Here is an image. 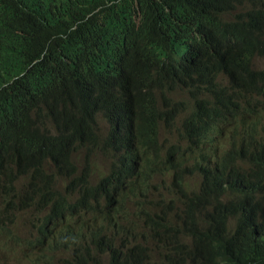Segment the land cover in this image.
<instances>
[{
  "label": "trees",
  "instance_id": "1",
  "mask_svg": "<svg viewBox=\"0 0 264 264\" xmlns=\"http://www.w3.org/2000/svg\"><path fill=\"white\" fill-rule=\"evenodd\" d=\"M147 2L135 0L131 13L117 8L114 0H16V5L20 13L52 24H84L95 30V39L100 35L96 29L103 24L121 22L127 29L126 38L131 39L125 55L128 51L135 55L152 44L140 47L154 34L147 24L136 25L144 20L137 14L152 10L146 7ZM165 3L162 0L160 5ZM177 3L181 10L176 8V22L191 18L187 9L193 12L204 7L202 2L196 6L185 0ZM259 9V18L264 17V7ZM174 12L175 8L170 14ZM259 18L254 30H264ZM41 25L31 27L29 43L19 35L21 40L10 41L13 46L9 49L39 42L42 34L37 31L45 30ZM162 29L157 28L160 33ZM3 30L0 27V33ZM15 30L12 25L7 31ZM52 36H59L55 42L60 44L65 33ZM175 40L179 46L183 44ZM172 42L168 34L153 50ZM209 49L194 51L200 56V50ZM120 51L124 55L123 47ZM187 52V46H182L178 54ZM151 58L153 62L162 59ZM23 62L22 58L6 61L0 57V195L12 193L7 209L31 214L41 226L39 237L55 235L59 246L74 253L79 264H264V185L234 188L223 176L208 175L203 167L205 150L200 140L189 138L188 129L181 135L189 140L186 151L157 144L162 141L159 123L154 127L142 123L114 126L100 134L97 125L81 118L71 119V124L59 122L55 132L46 130L42 118L68 108L69 88L56 78L53 69L46 77L28 73L26 82L17 78L25 70L16 71ZM142 63L152 65L145 60ZM176 68L182 69L184 64ZM35 80L41 81L44 91L38 102L28 103L29 82L30 92L38 93ZM121 80H114L110 89L124 94L121 102L127 103L130 88L115 86ZM138 118L136 115L127 123ZM82 141L107 151L104 159L108 162L92 164L81 149ZM189 157L198 158L201 164L197 168L205 177L201 184L189 181L194 174L189 161L185 168L180 167L179 160ZM155 179H161L160 183L155 184Z\"/></svg>",
  "mask_w": 264,
  "mask_h": 264
},
{
  "label": "clouds",
  "instance_id": "2",
  "mask_svg": "<svg viewBox=\"0 0 264 264\" xmlns=\"http://www.w3.org/2000/svg\"><path fill=\"white\" fill-rule=\"evenodd\" d=\"M149 1L146 7L152 8L148 10L155 18L150 25L154 35H150L146 43L144 40L140 47L151 41L152 44L138 50L135 55L130 51L125 55L131 39L126 38L127 29L121 22L103 24L96 29L100 35L95 39V30L84 24H52L38 16L20 13L16 0H0V14L4 13L0 16V27L4 28L0 33V57L6 61L22 58L24 62L16 71L25 68L23 73L17 75L25 82L28 73H33L32 77H46L55 70L56 78L69 88L68 108L58 115L42 118L46 130L44 119L52 118L57 122L55 130H48L50 132L57 130L59 122L71 124V119L82 118L97 125L100 134L114 126L142 123L154 127L161 123L164 137L177 139L179 136L172 135L177 132L173 126L162 118H150L167 110L166 114L179 121L178 132L181 135L186 133L183 130L188 129L191 132L190 139L201 141L205 155L217 153V160L204 167L208 175L223 176L234 188L264 185V122L248 118L252 115L264 116V32L262 28L253 30L260 9H254L250 14H246L243 9L229 11L231 6L238 4L250 9L259 1L260 7H263L264 0H249L245 3H240L241 0H185L192 6L202 2L204 7L193 12L187 9L185 12L188 15L191 13V18L178 22L175 21L176 8L181 10L178 0H166L163 5H159L162 0ZM134 2L114 0L117 8L130 13ZM157 8V12H154ZM174 8L175 12L171 18L168 17ZM227 11L229 14H226ZM144 16V13L139 15L141 18ZM149 17V14L146 15L147 19ZM159 22L162 33L157 30ZM36 23H42L41 28L45 29L37 31V34H42L39 42L30 43L28 47L19 45L9 49L13 46L9 44L10 41L21 40L19 35L26 37L28 41L25 43H29L27 34ZM221 23L226 24V27L236 26L237 29L225 35L221 32ZM259 23L264 27V17L259 18ZM12 25L16 30L7 31ZM249 30L253 32L248 33ZM198 31L207 34L201 38ZM55 33H65L62 43L55 42L59 38L52 36ZM168 34H172L175 44L170 45L165 53H178L182 46H187V51L210 46V52L200 56L195 54L193 58L184 60L182 69L166 68L162 62L143 64V60L153 56L155 43ZM175 38L183 44L179 46ZM218 40L226 44L219 45ZM121 47L124 48V55L120 51ZM119 78L122 80L115 85L116 88H130L127 103L121 102L124 94L110 89L111 83ZM35 83L39 86L37 95L30 92L31 82L27 85L28 103L38 102L43 94L41 81L35 80ZM95 87L94 95L91 96ZM90 115L100 117V120L93 121L89 119ZM136 115L138 119L127 123ZM233 119L238 124L234 123L231 135L225 137L230 130L227 124ZM158 143L165 147L170 145L166 139ZM83 146L88 149L100 148L108 156L107 151L88 141L81 142L82 151ZM84 154H88L91 160L89 150ZM11 194L0 195L5 205ZM22 213L25 212H11L6 205L0 212L3 232L11 226L4 221L8 215ZM262 214L264 216V203ZM38 237L39 234L30 242L36 248L30 257H37V262L79 264L74 253L66 252L59 246L55 235ZM57 253H61L62 257H54Z\"/></svg>",
  "mask_w": 264,
  "mask_h": 264
},
{
  "label": "rangeland",
  "instance_id": "3",
  "mask_svg": "<svg viewBox=\"0 0 264 264\" xmlns=\"http://www.w3.org/2000/svg\"><path fill=\"white\" fill-rule=\"evenodd\" d=\"M43 122L48 130H55L57 122L54 119L47 118ZM174 136H179V134L176 133ZM163 139L167 140L168 138L164 137ZM174 141V139H170L169 143H174ZM173 146L170 144L166 149H170ZM87 150L90 151L91 160H93L92 164L103 165V163L108 162L109 159H104L106 154L100 148L88 149L83 146V151L86 152ZM195 179H197L196 175L190 182L194 183ZM160 181L161 179H155L154 183L159 184ZM5 206V202L0 197V212L5 209ZM4 221L11 226L8 231L3 232L1 229L2 224H0V264H44L43 262H37V257H30L36 250L30 242L39 234L38 227L40 225L36 223L35 218L25 212L22 214H9ZM60 254L57 253L54 257H62Z\"/></svg>",
  "mask_w": 264,
  "mask_h": 264
},
{
  "label": "bare ground",
  "instance_id": "4",
  "mask_svg": "<svg viewBox=\"0 0 264 264\" xmlns=\"http://www.w3.org/2000/svg\"><path fill=\"white\" fill-rule=\"evenodd\" d=\"M243 3H245V2H243ZM260 4H261V1H259L258 5H257V9L264 7V5H263V7H260ZM159 5H160V3H159ZM237 9H243L246 14H250L251 13V8L250 9L249 8H246L244 6H241V4L236 5V6H234V5L231 6L230 9H229V11L237 10ZM229 11H227L226 14H229ZM143 13L146 14V15H148L149 10H147V11H145ZM137 15L139 16L141 14L139 13ZM149 16L150 17L148 19L146 18V16H144V20L142 22H140V23H136V25H138V26H140L142 24H147L148 26L152 25L154 23V19H153V17H151V15H149ZM167 16L171 18L170 12L168 13ZM159 27H161L160 26V22H159L157 28H159ZM220 28H221V32L224 33L225 35H228L230 32H232V31H234V30L237 29L236 26L226 27V24H224V23H221L220 24ZM249 31H251V30H249ZM198 32H199V34L201 35L202 38L207 34L204 31H198ZM263 32H264V30H263ZM174 44H175V41L172 42L171 44H168L166 47H162L161 46V47H159V51L155 49L154 50V54H153L154 56H161V55H163V56H161L162 59L159 62L164 63L165 66H166V68H169V69L175 68L178 65H180V66L183 65L184 64V60L189 59V58H192L195 55V53H196V51H194V50H191V51H189V52H187L185 54H178V53H176V51L166 52V53L164 52L165 50L169 49L170 45L173 46ZM217 44H219V45L220 44L221 45H225L226 42L223 41V40H218L217 41ZM200 51L202 52V54L205 53L204 51H209L210 52V50H200ZM145 61L146 62H149V64L159 63V62H153L152 61V58H149L148 60H145ZM161 69L162 68H159V70H161ZM263 87H264V84L262 86V92L264 93V88ZM166 112H167V110H162V113L163 114L158 115L159 118L164 119V121L166 123L170 124V125H173V124L179 125V121L177 119L173 118V116H171L170 114H166ZM248 118L250 120H254V121H257V122H261V123L264 122V116L263 115H252V116H248ZM234 123H236V122L233 119L231 122H229L227 124V127H229L230 130L228 131L227 134H225V137H228V136L231 135V131H232L231 128L234 126ZM236 124H238V122ZM174 129L177 132L179 131V127H175ZM161 130H162V125H161V123H159V136L162 135L160 138H164V135H163V133H161ZM177 132H173L172 135L174 136V134H176ZM181 134L182 133H179V137L177 139H174L175 140L174 143L173 142L172 143L170 142V144L174 145L176 149L184 148V151H186V148L189 145V140L186 139V138H184V137H182ZM191 139L193 140V138H191ZM167 140L170 141V139H167ZM121 154L122 153L120 152L119 153V156ZM186 157H187V155H186ZM215 160H217V153H209V154H207L206 157L204 158V165H203V167H207L211 162H215ZM188 161L190 162L189 165H190L191 169L194 171V174L190 177L189 181H191L193 179L194 175H196V178L197 179H195L194 183L201 184L203 182V180H204L205 177L201 176V172H198L199 171L198 169H200V167H201V164L198 163L199 162L198 161V158H196V157H189L187 160H186V158H185V160H179V163L181 165L180 167L181 168H185L186 167V163ZM45 228H48V227H45Z\"/></svg>",
  "mask_w": 264,
  "mask_h": 264
}]
</instances>
